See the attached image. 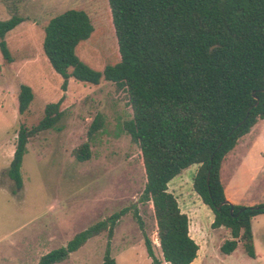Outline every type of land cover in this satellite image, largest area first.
I'll use <instances>...</instances> for the list:
<instances>
[{
  "label": "trees",
  "instance_id": "16d2710c",
  "mask_svg": "<svg viewBox=\"0 0 264 264\" xmlns=\"http://www.w3.org/2000/svg\"><path fill=\"white\" fill-rule=\"evenodd\" d=\"M118 60L95 70L76 54L77 45L93 32L89 14L70 8L43 25L42 50L62 78L93 85L112 82L127 96L131 118L122 129L139 148L144 186L139 202L155 221L160 256L144 235L152 264H190L198 244L188 233V217L169 191V182L191 165L198 168L192 187L213 214L211 228H224L230 238L223 254L240 244L255 257L252 217L264 214V203L240 205L224 193L220 168L238 140L264 119V0H107ZM23 21L16 14L0 20V52L5 63L16 59L6 34ZM31 86L20 83L16 94L19 127L7 167L13 191L22 187L21 165L31 137L55 128L63 116L62 99L38 104ZM102 126L93 118L87 135ZM89 140L74 149L77 161L91 156ZM232 209V211H230ZM135 205L124 207L75 233L64 245L41 255L36 264H57L89 239L106 231L100 264H117L110 253L114 228Z\"/></svg>",
  "mask_w": 264,
  "mask_h": 264
},
{
  "label": "rangeland",
  "instance_id": "374dc122",
  "mask_svg": "<svg viewBox=\"0 0 264 264\" xmlns=\"http://www.w3.org/2000/svg\"><path fill=\"white\" fill-rule=\"evenodd\" d=\"M70 8L85 10L94 28L90 37L77 45L78 57L95 70L115 63L118 53L107 0H0V20L14 14L23 18L6 34L16 59L5 63L0 52V169L5 161L4 145L9 140L10 145L16 142L19 84L32 87L38 104L63 100V116L56 127L39 132L27 144L20 169L24 188L17 198L13 199L8 191L14 185L7 190L4 184L7 171L0 170V264H13L16 258H23L24 263L30 246L31 261L26 264H34L41 254L64 245L75 233L133 205L143 221V230L132 211L127 212L115 225L110 253L117 264H152L145 251L144 235L152 240L157 256L159 243L152 211L139 202L144 186L139 148L122 129L123 122L132 115L125 92L109 81L93 85L74 79H69L64 91L61 76L43 54L42 25ZM97 113L102 126L89 140L87 132ZM87 140L91 156L77 161L73 151ZM259 149L247 155L239 167L236 165L241 158L228 154L220 168L223 186L249 205L264 203V155ZM261 150L264 152V145ZM197 168H185L168 187L191 218L190 235L200 244L197 262L264 264V214L252 219L255 257L247 255L241 245L231 254L220 252V244L230 234L226 229L212 230L208 226L213 214L201 208L202 202L192 187ZM184 199L190 208L186 209ZM192 215L198 217L201 227ZM106 241L103 231L57 264H100Z\"/></svg>",
  "mask_w": 264,
  "mask_h": 264
},
{
  "label": "crops",
  "instance_id": "0c3cea01",
  "mask_svg": "<svg viewBox=\"0 0 264 264\" xmlns=\"http://www.w3.org/2000/svg\"><path fill=\"white\" fill-rule=\"evenodd\" d=\"M15 113H17L16 112V110H15ZM242 138H245V139H242ZM240 140H244L243 142L242 141H240ZM263 145H264V119H262V120H259L254 126H253V128L251 129V131L249 132V133H247V134H245L244 136H242L239 140H238V142H237V144H236V146L227 154L228 156H233V158L234 159H236V157L237 156H239L240 158H241V160H240V162L236 165V167H239L240 165H242V163H243V159L247 156V155H250V154H252L253 152H256V150L258 149V148H260L259 150H258V152H259V154H261L262 156L264 155V152H263V150H261L262 148H263ZM15 145L13 144V145H10V140L9 141H7L6 142V144L4 145V147H3V151H2V154L5 156V158H4V162H3V166H2V168L0 169L1 171H2V169L3 170H7V167H8V165H9V163H10V161H11V159H12V156H13V152H14V149H15V147H14ZM239 146L241 147V150L239 151L238 149H239ZM239 151V152H238ZM226 155V156H227ZM11 179L8 177V175H7V173L5 174V177H4V184L6 185V189L8 190L9 188H11L12 187V185H13V183L10 181ZM173 180H176V179H172L170 182H172ZM169 182V183H170ZM168 187H169V184H168ZM24 188V183H23V180H22V187L19 189V190H16V191H13V189L10 191V190H8L9 191V193H10V195L12 196V198L14 199V198H17V196H18V194H19V192H20V190H22ZM224 193H225V196H226V198L230 201V202H232V203H234V204H240V205H248L249 206V204H247V203H245V202H242V200H240L239 198H237L235 195H233L232 193H229L228 191H227V189L224 187ZM177 198V197H176ZM177 201H178V205H179V208H180V210L183 212V213H185L186 215H187V217H188V233H189V235H190V223H191V218H190V216L188 215V213L186 212V210H183L182 208H181V205H180V202H179V200H178V198H177ZM184 202H185V207H186V209H188V208H190L188 205H187V201L184 199ZM201 208H203L206 212H208V210H209V208H207V206L206 205H204L203 203H201ZM48 208H49V203L47 204V210H48ZM210 211V210H209ZM211 212V211H210ZM257 216V215H256ZM255 217V216H254ZM254 217H252V219L254 218ZM192 218H193V221H195V223L197 224V226L198 227H201V222H200V220H198V217L196 216V215H192ZM252 219H251V229H252ZM212 220H213V217H212V215H211V218H210V220H209V222H208V226H210V224H211V222H212ZM47 227H48V225H47ZM46 227V228H47ZM214 229H218V230H224V228H222V227H220V228H214ZM214 229H212V230H214ZM44 233H47L48 232V230L46 229L45 231H43ZM42 232V233H43ZM43 233V234H44ZM43 234H42V237H43ZM190 237L193 239V237L190 235ZM198 237L200 238V235H198ZM194 241H195V239H194ZM197 244H198V246H200V244L197 242V241H195ZM44 243V241L42 240V242H41V244H43ZM38 245H39V243H37ZM254 244V243H253ZM38 245H36V247L38 248ZM238 245H240V244H238ZM31 246H30V249L28 250V252H27V255L25 254V257H24V263L26 264L27 262L29 263V260H30V253H31ZM237 248V247H236ZM255 249V248H254ZM48 252V251H47ZM234 252V251H233ZM232 253V252H231ZM230 253V254H231ZM43 254H45V253H43ZM43 254H41V255H43ZM198 255H199V249H198V252H197V257L190 263V264H205V261H201V262H197V259H198ZM38 259L39 258H37L36 260H35V262H34V264H36L37 263V261H38ZM21 260H23V258L21 259H19V261H18V258H16L15 259V262L13 263V264H24V263H22V261ZM31 261V260H30ZM165 264H168V263H165Z\"/></svg>",
  "mask_w": 264,
  "mask_h": 264
},
{
  "label": "water",
  "instance_id": "95a60500",
  "mask_svg": "<svg viewBox=\"0 0 264 264\" xmlns=\"http://www.w3.org/2000/svg\"><path fill=\"white\" fill-rule=\"evenodd\" d=\"M230 211H232V209H230Z\"/></svg>",
  "mask_w": 264,
  "mask_h": 264
}]
</instances>
